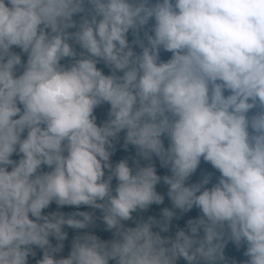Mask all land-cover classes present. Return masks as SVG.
Here are the masks:
<instances>
[{
	"label": "clouds",
	"instance_id": "1",
	"mask_svg": "<svg viewBox=\"0 0 264 264\" xmlns=\"http://www.w3.org/2000/svg\"><path fill=\"white\" fill-rule=\"evenodd\" d=\"M202 162L219 175L190 183ZM229 243L264 264V0H0V264H229Z\"/></svg>",
	"mask_w": 264,
	"mask_h": 264
},
{
	"label": "trees",
	"instance_id": "2",
	"mask_svg": "<svg viewBox=\"0 0 264 264\" xmlns=\"http://www.w3.org/2000/svg\"><path fill=\"white\" fill-rule=\"evenodd\" d=\"M132 39H133V37L131 36V34H129V40L131 41ZM136 50L139 51L138 48H136ZM169 57H170V53H162V59L166 60ZM105 71L107 72V70H105ZM107 110H108V106L107 105H104V106H102V107L97 109L96 114L98 116V123H100L104 119H106ZM121 135H123V134H121ZM122 143H123V140L121 139L120 144L117 145V150H116L115 154L112 157L113 162H118L120 159H123L125 157H129V156H132V155L135 154V149L132 148L131 146H129V149L127 151H125L120 146ZM156 164H157V168H158V174H161V175L166 174L167 170L160 168L158 161H156ZM203 173H213L214 178L219 175L218 173L215 172L214 169L211 168V166L209 164H206V163L202 162L201 166H200V169H198L197 173L191 178L190 183L198 181L200 176ZM158 191H161V192L166 191L165 186L162 185V184L160 186H158ZM166 204H167V201H166ZM159 207H162V206H159ZM159 207L158 206H153L152 209H150L148 214H157L158 211H159ZM56 210H57L56 205L53 204L46 211H56ZM59 210L65 212V213H70L72 211H76L77 209L71 208V207H64V208L59 209ZM79 210L80 211H86V210H89V209H86V208L82 207ZM198 214H199L198 210L197 209H193V211H191L190 213L185 214V216L181 220L174 221V224H179V226L183 227L185 225L187 219L195 218V217L198 216ZM102 229H103V225L101 224L95 229L96 234L99 235L103 239L110 238V233L104 232ZM67 231L69 232V238L71 239V237L73 235H75V233L71 229H67ZM67 243L68 242H66V244ZM66 251H67V249H66ZM243 251H244L243 248L237 249L235 245L229 243L226 246V249H225V255H226V258H227L229 264H232V261H235L236 264H243L244 259H246L243 256Z\"/></svg>",
	"mask_w": 264,
	"mask_h": 264
}]
</instances>
